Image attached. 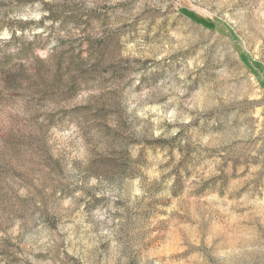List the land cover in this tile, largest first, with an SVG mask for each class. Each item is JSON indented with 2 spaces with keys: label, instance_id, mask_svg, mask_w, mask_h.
<instances>
[{
  "label": "rangeland",
  "instance_id": "rangeland-1",
  "mask_svg": "<svg viewBox=\"0 0 264 264\" xmlns=\"http://www.w3.org/2000/svg\"><path fill=\"white\" fill-rule=\"evenodd\" d=\"M0 264H264V0H0Z\"/></svg>",
  "mask_w": 264,
  "mask_h": 264
}]
</instances>
